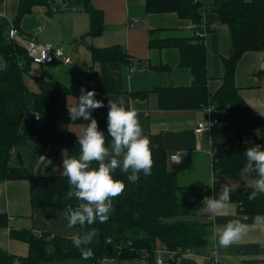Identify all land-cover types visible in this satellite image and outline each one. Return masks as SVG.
Here are the masks:
<instances>
[{"label": "trees", "instance_id": "1", "mask_svg": "<svg viewBox=\"0 0 264 264\" xmlns=\"http://www.w3.org/2000/svg\"><path fill=\"white\" fill-rule=\"evenodd\" d=\"M42 0H19L13 19L16 26L20 16L29 6ZM86 10L90 18V32L101 28L100 14L93 10L89 0H75ZM147 12H174L180 18L190 19L195 26L187 32L164 29V35L154 36L150 31L148 44L153 47H175L179 65L187 67L191 74L188 86L156 87L158 105L161 108H203L212 106L214 122L209 127L211 168L217 173H240L246 163L245 152L255 144L264 145V116L252 114L247 104L238 95L233 83L236 61L244 51L264 53V0H212L209 6L200 0H144ZM215 12L218 23L230 30L232 53L223 59V74L219 87L209 92L206 88L205 47L203 36L215 27L202 21V12ZM16 23V24H15ZM17 27V26H16ZM6 30L0 27V182L7 179H24L28 182L31 209L51 208L65 212L71 204L77 206L75 196L66 199L70 183L66 176H35L23 163H16L9 150L31 144L37 150L44 141L61 143L69 156L80 153L78 138L67 129H57L59 120L72 121L68 110L56 108L54 99L66 91L58 83L38 79V92H29L23 84L22 73L30 63L29 58L14 40L7 39ZM20 33V32H19ZM200 33V34H198ZM24 36L22 33H20ZM25 46V45H24ZM96 60L123 59L118 48L108 51H93ZM22 65V66H21ZM99 84L100 77H97ZM144 96L143 93H137ZM145 94V93H144ZM27 116L28 118H24ZM36 116V118H34ZM98 127L105 132L107 143L108 120L91 114ZM87 122H90L87 121ZM22 130L20 131V126ZM248 130H256L255 137H246ZM154 161L151 175L140 173L136 183L127 180V175L117 168L114 178L122 180L126 188L113 201L114 209L105 224L95 222L85 225L80 233L96 229L98 240L87 246L93 256L82 257L81 249L73 244L72 238L48 233H33L29 230H12L10 236L28 244L25 256H14L0 248V264H100L104 257H140L152 264L154 250L163 247L175 252L190 251L203 255L206 264H221L214 261L209 222L193 219L197 215L198 202L206 197L217 198L219 190L213 189L205 195L198 193L194 199H186V190H195L180 185L177 174L167 164L160 137L149 136ZM30 146V145H29ZM93 163V167H96ZM190 188V189H189ZM252 189L238 188L231 193V201L242 215H264V193L249 200ZM197 193V192H196ZM6 216L0 213V229L6 227ZM119 247V248H118ZM217 249V247H216ZM173 261L176 255L170 257Z\"/></svg>", "mask_w": 264, "mask_h": 264}, {"label": "crops", "instance_id": "2", "mask_svg": "<svg viewBox=\"0 0 264 264\" xmlns=\"http://www.w3.org/2000/svg\"><path fill=\"white\" fill-rule=\"evenodd\" d=\"M209 6L212 0H200ZM90 6L100 14L101 28L90 32L89 14L75 0H42L32 4L22 14L16 24L20 33L36 42L51 43L59 47L61 53L69 57L68 63L54 59L49 64L28 63L22 73L23 84L29 92H38V79L55 82L63 86L64 94L56 95V108L67 109L68 99L79 98L80 89H95L96 99L102 100L104 107L92 110L100 118L108 117V99L114 101L123 97L139 109V120L144 134L158 135L167 164L174 170L180 185L191 186L195 190L184 193L186 199H194L199 189L221 190L228 184L245 187L246 181L239 173H217L212 171V153L209 129L193 132L197 120L205 118L203 108H161L158 105L156 87L188 86L191 74L187 67L179 65L178 50L175 47H151L148 44L150 31L154 36L164 35V29L187 32L195 24L188 18H180L174 12H147L144 0H89ZM19 0H0V27L6 30V38L25 50V40L8 35L9 24L17 13ZM129 17L138 24L127 27ZM202 21L213 30L203 36L205 47L206 88L215 91L223 74V59L232 53L230 30L227 25L218 23L212 11L202 13ZM13 24V23H12ZM118 48L124 53L123 59L96 60L93 51H108ZM25 52V51H24ZM22 66V65H21ZM97 77H100L97 84ZM233 83L238 95L247 104L252 114L264 116V53L244 51L236 61ZM143 93L139 96L137 93ZM145 93V94H144ZM108 120V119H107ZM90 122L57 121V129H67L77 138ZM20 126V131L22 130ZM256 130H248L246 137H255ZM30 145V146H29ZM11 148L9 153L15 158L20 154L21 163L35 176L62 175L63 159L61 143L44 141L37 150L31 144ZM171 156L181 159L180 163L170 164ZM255 174L249 180L255 179ZM212 185L213 187H210ZM71 187V185H70ZM189 188V189H190ZM197 192V193H196ZM210 192V191H208ZM0 213L7 219L6 227L0 229V248L14 256H25L28 244L10 236V231L29 230L33 233H48L67 238L83 236L78 228L68 229L64 211L51 208L31 209L28 182L24 179H7L0 182ZM197 216L209 222L210 236L214 229L222 228L231 219H240L249 225L256 215H242L236 204L220 214L213 215L206 206L199 208ZM98 240V234L93 242ZM201 254L188 253L176 257L173 264H206ZM215 260L221 264H264V231L250 229L239 242L223 248L218 245ZM100 264H151L140 257H104Z\"/></svg>", "mask_w": 264, "mask_h": 264}, {"label": "clouds", "instance_id": "3", "mask_svg": "<svg viewBox=\"0 0 264 264\" xmlns=\"http://www.w3.org/2000/svg\"><path fill=\"white\" fill-rule=\"evenodd\" d=\"M95 89L85 90L82 86L79 98L68 99L67 110L72 121H89L82 129L78 142L80 153L78 156H69L68 151L62 150L63 172L72 186L66 199L75 196L77 206L69 204L64 212L68 229L85 225H92L97 220L101 224L107 223L109 214L114 209V199L123 194L126 185L122 180L114 178L117 168L127 175V180L136 183L140 173L151 175L154 164L151 141L144 134L139 120V109L128 101L127 106L123 97L114 101L108 99V125L107 133L111 137L110 145L107 143L105 132L99 129L98 121L91 116L94 109L104 107L102 100L95 98ZM246 163L239 176L246 181L245 187L252 189L248 195L254 200L258 193H264V145L255 144L245 152ZM182 160L173 157V162ZM96 167H93V163ZM255 174V179L249 180ZM213 187L212 185H209ZM224 184L217 198L205 197L204 206L213 215L220 214L231 203V193L237 189ZM264 231V215L253 217L251 225L243 223L240 219L229 220L222 228L214 229V238L220 247L227 248L239 242L250 229ZM97 235L96 229L86 231L83 236L72 237L73 244L81 249L82 257L89 259L93 256L91 248L81 247L91 244Z\"/></svg>", "mask_w": 264, "mask_h": 264}, {"label": "built area", "instance_id": "4", "mask_svg": "<svg viewBox=\"0 0 264 264\" xmlns=\"http://www.w3.org/2000/svg\"><path fill=\"white\" fill-rule=\"evenodd\" d=\"M197 1V0H193ZM203 13V12H202ZM138 24L137 19L134 17H129L126 21V26L127 27H133ZM200 34V33H198ZM8 35L10 37H19L25 40V54L29 58L30 62L33 64H38V65H43V64H49L51 63L54 59H59L63 63H68L69 62V57L66 55H63L59 49V47L51 44V43H40L34 41L30 37H26L25 35L22 36L19 33V30L16 26H14L12 23L9 24L8 27ZM2 65V63H0ZM204 112H205V118L201 120H197L195 123V126L193 128V132L198 134L200 133L203 129H209L211 124L214 122V119H210V117H213L214 115V108L212 106H206L204 107ZM24 118H28L27 116H24ZM36 118V116L34 117ZM173 157L176 156H171L169 163L176 164V162H173ZM208 191H211V189L208 190V188H201L199 189L200 194H206ZM207 194L205 195V197ZM204 197V200H205ZM191 200V199H190ZM212 242V252L210 253L211 256H213L214 261L215 260V253H216V247H218V240L215 239L214 237H211ZM119 248V247H118ZM188 253H193L188 250L186 251H179L175 252L172 250H166L163 247H157L154 250V256H153V264H166V259L170 258L173 255H176V257H183L186 256Z\"/></svg>", "mask_w": 264, "mask_h": 264}, {"label": "water", "instance_id": "5", "mask_svg": "<svg viewBox=\"0 0 264 264\" xmlns=\"http://www.w3.org/2000/svg\"><path fill=\"white\" fill-rule=\"evenodd\" d=\"M15 158L17 159L18 163H21V159H20V154L18 152H15ZM72 188V186H71ZM70 188V190H71ZM204 199H202L201 201L198 202L199 205L204 204ZM166 264H173V261L171 260V258H167L166 259Z\"/></svg>", "mask_w": 264, "mask_h": 264}, {"label": "rangeland", "instance_id": "6", "mask_svg": "<svg viewBox=\"0 0 264 264\" xmlns=\"http://www.w3.org/2000/svg\"><path fill=\"white\" fill-rule=\"evenodd\" d=\"M185 193H187V194H188V190H186V191H185ZM210 197H211V196H210ZM202 208H203V207H202ZM197 214H198V213H197ZM192 218H193V219H195V218H197V219H198V216L196 215V216H193ZM152 264H153V262H152Z\"/></svg>", "mask_w": 264, "mask_h": 264}]
</instances>
